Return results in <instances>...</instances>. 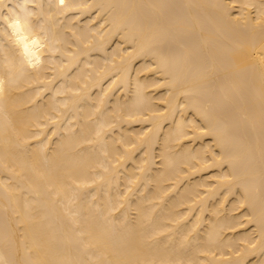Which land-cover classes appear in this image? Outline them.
<instances>
[{"label":"bare ground","instance_id":"1","mask_svg":"<svg viewBox=\"0 0 264 264\" xmlns=\"http://www.w3.org/2000/svg\"><path fill=\"white\" fill-rule=\"evenodd\" d=\"M0 264H264V0H0Z\"/></svg>","mask_w":264,"mask_h":264}]
</instances>
